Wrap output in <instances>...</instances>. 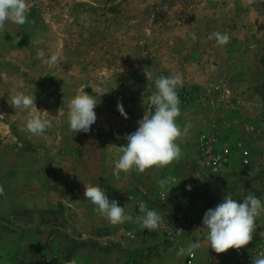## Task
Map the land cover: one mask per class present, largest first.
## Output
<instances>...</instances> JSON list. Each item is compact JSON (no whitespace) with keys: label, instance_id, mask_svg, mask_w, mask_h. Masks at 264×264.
Segmentation results:
<instances>
[{"label":"rangeland","instance_id":"1","mask_svg":"<svg viewBox=\"0 0 264 264\" xmlns=\"http://www.w3.org/2000/svg\"><path fill=\"white\" fill-rule=\"evenodd\" d=\"M27 2L26 23L8 22L0 31V226L12 233L28 223L46 229L45 264H184L187 254L170 250L179 235L184 248L205 238L195 250L196 264H252L264 253V213L256 218L250 244L219 255L209 252L206 234H196L194 219L186 220L193 227L187 232L183 226L156 236L121 229L138 224L136 201L145 196L137 186L161 187L167 178L164 196L179 171L198 187L216 183L212 169L219 166L234 164L241 177L264 173V0ZM212 32L227 33L230 42L218 46L208 39ZM39 50L48 58L59 53V63L37 60ZM170 75L184 81L177 123L191 125L188 137L178 141L181 158L115 176L114 146L126 145L125 135L137 130L149 107L155 80ZM82 89L98 99L97 119L88 133H74L67 101ZM20 92L34 94L37 109L48 113L52 127L42 136L27 131L28 110L15 112L8 104ZM84 184L99 185L133 219L109 223L85 199ZM167 199L161 207L169 211ZM73 237L94 240L72 246Z\"/></svg>","mask_w":264,"mask_h":264},{"label":"clouds","instance_id":"2","mask_svg":"<svg viewBox=\"0 0 264 264\" xmlns=\"http://www.w3.org/2000/svg\"><path fill=\"white\" fill-rule=\"evenodd\" d=\"M30 5L27 0H0V31L5 30L6 23L11 22L22 26L26 23ZM195 40V34H192ZM209 40L215 39L218 46H225L230 42L227 33L212 32ZM36 59L49 65L59 63V53L46 57L43 50L37 51ZM183 78L180 75L160 76L155 80L156 91L149 96V107L142 119L138 121V128L131 134H126L125 146H114L119 153L114 164L113 174L120 172L130 173L136 170L140 173L153 167L163 168L173 161L179 160L182 151L178 141L187 138L191 125L183 127L177 123L181 115L178 88L183 87ZM86 87V86H85ZM94 91V90H93ZM104 93V92H103ZM102 94V93H101ZM35 95L17 93L8 99V104L15 112L28 110L29 118L26 121L27 131L34 136H42L52 127L51 121L44 118L48 113L37 109ZM65 103V101H64ZM99 101L82 89L73 98L67 101V119L72 132L88 133L91 125L96 122L97 115L94 109ZM117 109L127 119L123 105L118 103ZM0 117H4L0 114ZM168 183V179L159 181L161 187ZM84 197L94 205V211L105 217L109 223L123 224L133 219L125 213L117 201L109 200L99 185L84 184ZM190 190V186H189ZM4 195V188L0 186V196ZM139 215L135 217L141 227L148 231L158 230L167 224L165 216L146 206L144 201L138 204ZM264 213V201L252 192L242 194V199H234L232 194L225 195L223 201L214 208L208 209L202 220L203 228L195 231H205L211 249L217 253H226L229 249L239 250L250 244L256 233V218ZM177 234L183 230H176ZM264 237V232L260 233ZM200 243H191L187 248H180L176 255H194ZM252 264H264V253L253 258Z\"/></svg>","mask_w":264,"mask_h":264},{"label":"crops","instance_id":"3","mask_svg":"<svg viewBox=\"0 0 264 264\" xmlns=\"http://www.w3.org/2000/svg\"><path fill=\"white\" fill-rule=\"evenodd\" d=\"M220 167L223 166H219V170L218 168L212 169L216 171L212 174L218 177V181L208 185V187H206V185H200L198 187L196 183L195 185H191L186 179L181 178V172L179 171L178 176H176V182L174 184L170 183V186L168 188L166 187L168 191L164 194L168 195L167 197L160 194V192H163L160 191L161 187L149 188L142 185L137 186L136 189L140 191L142 196H145L144 202L146 206L156 210L161 216H165L168 223L162 225L158 230L148 231L143 229L139 221L136 220L138 224L132 226L129 231H127V228H122L121 230H124L126 233L138 231L143 235L156 236L158 234L163 235L165 231L173 228L183 226L185 232H187L188 230H192L193 227L186 226V220L194 219L197 222V228H200V226H203L202 220L205 212L221 203L224 196L229 193L232 194L234 199L240 200L242 199V194L247 195L248 192H252L255 196L264 201V173L251 172L248 177H241L236 173L237 167L234 164H230L225 169H220ZM206 171L208 170L203 172ZM149 191L153 193V195L150 196ZM166 198H168V205L172 206V209L169 211L163 210L161 207V202H164ZM140 201H143L141 197L136 201L137 204H139ZM137 215H139L138 211L135 217ZM29 221H31V215L29 216ZM28 224L29 226L25 227V230L21 233H18V231L12 233V228L0 226V264H45L44 261H42L41 255L48 247L49 235L46 232L47 230L42 227L34 228L30 223ZM185 232L180 234L186 235ZM196 234L204 237L206 233L203 231L202 234V232L197 231ZM186 238L188 237L186 236ZM93 240L94 238L79 241V239L73 237L71 238L70 244H72V246H74V244H77L76 246L84 244L88 246ZM204 240H200L199 243H203ZM179 241H181V235L176 236L175 240L172 242V244L174 243L172 245L173 247H171L170 250L174 248H177V250L182 247L184 248V244H180ZM28 245H30L31 248L25 251L24 248ZM202 247L203 245L200 244V247L196 250H200ZM156 251V246H152V252L154 253ZM212 251L213 250L210 249L209 252Z\"/></svg>","mask_w":264,"mask_h":264},{"label":"built area","instance_id":"4","mask_svg":"<svg viewBox=\"0 0 264 264\" xmlns=\"http://www.w3.org/2000/svg\"><path fill=\"white\" fill-rule=\"evenodd\" d=\"M206 153L205 154H209L210 153V149H205ZM196 256L194 255H187L186 259H185V263L184 264H196ZM208 264H219L218 261L213 260V261H209Z\"/></svg>","mask_w":264,"mask_h":264}]
</instances>
